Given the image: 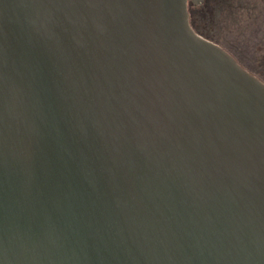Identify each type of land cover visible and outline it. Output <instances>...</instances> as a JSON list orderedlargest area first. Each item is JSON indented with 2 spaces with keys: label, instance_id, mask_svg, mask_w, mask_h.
Instances as JSON below:
<instances>
[{
  "label": "water",
  "instance_id": "1",
  "mask_svg": "<svg viewBox=\"0 0 264 264\" xmlns=\"http://www.w3.org/2000/svg\"><path fill=\"white\" fill-rule=\"evenodd\" d=\"M0 264H264V83L187 0H0Z\"/></svg>",
  "mask_w": 264,
  "mask_h": 264
},
{
  "label": "flooded vegetation",
  "instance_id": "2",
  "mask_svg": "<svg viewBox=\"0 0 264 264\" xmlns=\"http://www.w3.org/2000/svg\"><path fill=\"white\" fill-rule=\"evenodd\" d=\"M187 7L190 26L196 33V27L205 24L207 32L213 26L227 44L217 45L264 83V0H201L197 4L187 0Z\"/></svg>",
  "mask_w": 264,
  "mask_h": 264
},
{
  "label": "rangeland",
  "instance_id": "3",
  "mask_svg": "<svg viewBox=\"0 0 264 264\" xmlns=\"http://www.w3.org/2000/svg\"><path fill=\"white\" fill-rule=\"evenodd\" d=\"M211 25H214L213 22H212ZM195 29H196V31L199 34L208 37V40H210V41H212V42H214L216 44L221 43V44H223L226 47L227 44L223 43V41L220 39V37L215 32V28H213V26H211L210 30L207 31V32H205V24L202 27L201 26L200 27H196ZM228 49H229V47H228Z\"/></svg>",
  "mask_w": 264,
  "mask_h": 264
}]
</instances>
